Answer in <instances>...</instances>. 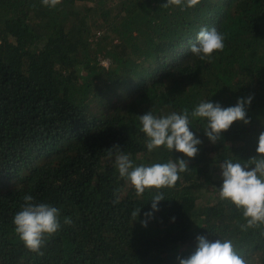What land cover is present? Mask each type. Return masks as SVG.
I'll return each mask as SVG.
<instances>
[{
  "label": "trees",
  "instance_id": "trees-1",
  "mask_svg": "<svg viewBox=\"0 0 264 264\" xmlns=\"http://www.w3.org/2000/svg\"><path fill=\"white\" fill-rule=\"evenodd\" d=\"M166 3L0 0V264H179L198 236L230 239L264 264V224L242 230V211L219 197L220 164L256 156L264 132V0ZM204 27L226 37L211 61L190 52ZM250 95L251 123L234 122L216 143L206 121L192 119L195 158L148 150L139 116L191 113L202 101L227 108ZM115 145L134 166L184 159L189 169L174 187L138 197L108 156ZM157 192L165 200L146 217ZM26 194L60 209L61 229L42 254L15 232Z\"/></svg>",
  "mask_w": 264,
  "mask_h": 264
},
{
  "label": "clouds",
  "instance_id": "clouds-1",
  "mask_svg": "<svg viewBox=\"0 0 264 264\" xmlns=\"http://www.w3.org/2000/svg\"><path fill=\"white\" fill-rule=\"evenodd\" d=\"M62 0H42L46 7L55 8ZM201 0H167L162 7L177 6L181 9L195 8ZM225 35L216 28H201L197 34V42L191 44L190 52L200 60L211 61L214 53L225 49ZM103 67H108V61H101ZM253 96L239 98L235 106L222 107L220 103L211 101L200 102L189 113L184 109L182 113L172 112L165 116H154L151 111L139 116L142 125L140 131L148 137L149 151L166 147L169 151H177L189 158H195L199 153L198 146L202 141L190 131L192 119L203 118L206 121L205 135L212 143L221 139V134L230 129L236 121L244 124L251 123L247 115ZM257 155L247 161L231 159L220 164L223 184L219 189L221 200L232 202L242 211L245 225L242 230L264 224V132L258 138ZM115 155V166L122 179L130 182L136 195L142 196L146 190L153 188L174 187L180 179L179 173L187 171L188 163L184 159L167 163H154L150 166H134L130 154L121 151L119 145L108 150V156ZM152 212L145 213L151 218L155 211H159L158 204L165 200L162 192L153 196ZM24 204L13 219L15 232L25 247L32 252L41 253L46 237L51 238L60 229V209L48 203H39L31 194L23 196ZM116 203L119 200L115 201ZM141 209H135L131 216L134 221L139 218ZM174 219V218H173ZM65 224H71L70 217H65ZM147 227V220L141 222ZM195 250L186 258L178 257L179 264H251L240 255L230 239L209 241L205 236H198Z\"/></svg>",
  "mask_w": 264,
  "mask_h": 264
},
{
  "label": "rangeland",
  "instance_id": "rangeland-1",
  "mask_svg": "<svg viewBox=\"0 0 264 264\" xmlns=\"http://www.w3.org/2000/svg\"><path fill=\"white\" fill-rule=\"evenodd\" d=\"M103 60L102 61H108L109 62V59L108 58H102Z\"/></svg>",
  "mask_w": 264,
  "mask_h": 264
}]
</instances>
